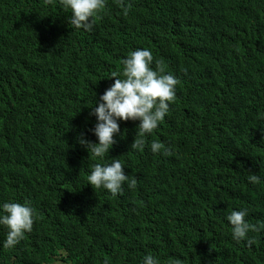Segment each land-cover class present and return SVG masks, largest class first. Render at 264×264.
<instances>
[{"label":"trees","instance_id":"16d2710c","mask_svg":"<svg viewBox=\"0 0 264 264\" xmlns=\"http://www.w3.org/2000/svg\"><path fill=\"white\" fill-rule=\"evenodd\" d=\"M70 15L0 0V203L35 211L13 248L0 226V264H264V231L237 243L226 220L264 223V0H104L89 30ZM137 48L178 79L175 100L141 149L139 121H120L101 161L76 135L97 142L90 108ZM113 158L135 178L116 196L87 183Z\"/></svg>","mask_w":264,"mask_h":264},{"label":"clouds","instance_id":"9594fccd","mask_svg":"<svg viewBox=\"0 0 264 264\" xmlns=\"http://www.w3.org/2000/svg\"><path fill=\"white\" fill-rule=\"evenodd\" d=\"M52 0H46L51 3ZM61 6L70 9V23L78 29L89 30L92 27L91 18L104 5V0H60ZM122 72H112L109 78H115L98 100H94L89 116L95 117V124L87 129L97 142L86 138L85 132H78L76 142L92 156L103 161L116 142L114 137H123L120 121H139L135 129L132 149H141L145 145V136L151 134L159 122L163 121L169 112V107L175 100L178 79L171 73H166L156 62L153 68V55L148 48H137L122 59ZM138 129V131H136ZM150 149L153 153L169 155L170 149L159 141H152ZM260 178L253 175L252 182ZM128 183L135 186V178L129 179L124 173V166L117 158L111 163H96L87 175V183L92 188H102L113 196L122 192V186ZM247 209L231 210L226 220L231 226L232 239L237 243L243 241L251 246L253 240L249 232L264 231V223L251 224L246 220ZM35 211L25 201L0 203V226L6 231L2 246L13 248L24 238L25 233L32 230ZM60 264V261H57ZM141 264H159V259L151 254L143 256Z\"/></svg>","mask_w":264,"mask_h":264}]
</instances>
